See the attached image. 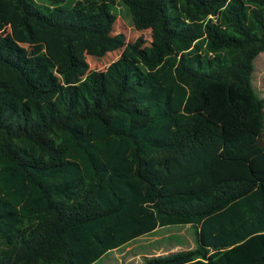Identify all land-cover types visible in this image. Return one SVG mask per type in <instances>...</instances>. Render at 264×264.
Instances as JSON below:
<instances>
[{"label": "trees", "instance_id": "trees-1", "mask_svg": "<svg viewBox=\"0 0 264 264\" xmlns=\"http://www.w3.org/2000/svg\"><path fill=\"white\" fill-rule=\"evenodd\" d=\"M25 37L121 49L118 2L138 29L136 60L53 81L0 34V74L22 96L0 101V264H89L156 226L189 223L194 245L133 264H264V0H6Z\"/></svg>", "mask_w": 264, "mask_h": 264}, {"label": "rangeland", "instance_id": "rangeland-1", "mask_svg": "<svg viewBox=\"0 0 264 264\" xmlns=\"http://www.w3.org/2000/svg\"><path fill=\"white\" fill-rule=\"evenodd\" d=\"M42 10L43 1L36 0ZM69 0L61 2L67 5ZM10 3L0 0V34L5 36L13 46L19 49V54L29 59H35L40 65V73H47L53 81L62 85L65 82H79L88 69H111L120 58L130 57L136 60L128 49V44L135 42L136 47L147 50L157 40L155 24L145 29H138L129 11L118 2L112 7L115 13L113 32L122 30L125 34V45L118 50H110L107 47L97 49L92 39L87 38L74 44V54L80 59V68L72 73L60 74V60L58 56V44L45 36L36 35L25 37L15 25V16L9 14ZM251 83L260 95H264V51L253 59ZM0 101L11 107H17L20 103H30L20 93L12 74H0ZM194 245V232L189 223L168 224L156 226L153 230L140 234L119 247L110 249L95 261L89 264H133L149 253L165 252Z\"/></svg>", "mask_w": 264, "mask_h": 264}, {"label": "crops", "instance_id": "crops-1", "mask_svg": "<svg viewBox=\"0 0 264 264\" xmlns=\"http://www.w3.org/2000/svg\"><path fill=\"white\" fill-rule=\"evenodd\" d=\"M152 230H153V229H152ZM150 231H151V230H150ZM146 233H147V232H146ZM130 240H131V239H130ZM121 245H122V244H121ZM119 246H120V245H119ZM119 246H118V247H119Z\"/></svg>", "mask_w": 264, "mask_h": 264}]
</instances>
